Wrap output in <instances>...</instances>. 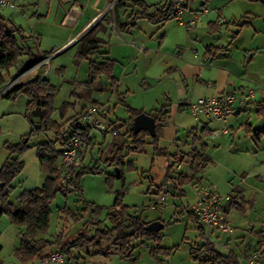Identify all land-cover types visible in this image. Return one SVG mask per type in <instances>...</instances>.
Returning <instances> with one entry per match:
<instances>
[{
    "label": "crops",
    "instance_id": "1",
    "mask_svg": "<svg viewBox=\"0 0 264 264\" xmlns=\"http://www.w3.org/2000/svg\"><path fill=\"white\" fill-rule=\"evenodd\" d=\"M114 1L16 0L14 8L0 10V18L4 19L7 24H14L23 30V35L26 38L21 42L24 48L21 57L25 58V65L29 60V55L39 59L43 58V55L52 57L46 64L38 65L39 63H37L32 66L36 67V72L43 68L44 77H46L47 66L51 64L53 58L70 48H73V53H76L80 38L93 26H98L96 37L102 41V44L90 56L97 61L105 58L115 61L112 76L116 82L114 85L110 84V89H114L117 94V102L119 96L124 99V94H130L125 81L129 74L138 76L136 80L144 86V91L147 87V79H149L148 87L150 89L156 86L157 89L160 88L159 93L157 92L160 95L155 103L146 106L142 101L140 104L131 103L129 106L142 110L146 114L157 115L165 112L166 115L163 117L159 133L161 148H165L171 155L178 152L188 153L193 139L197 148L205 147L208 156L211 148L223 147L229 155L233 156L229 159L241 157L240 164H244V167L239 173L240 183L231 191L229 190L230 192L222 194H230L232 197L238 195L237 201L240 210L231 209L227 215L228 220L233 223L237 229L236 232H241L243 229L249 230L247 234L252 236L249 237V241L257 244L256 233L264 230L253 226L254 224L260 225L257 224L259 215H252V212H256L259 203L264 199V43L257 45L255 39L259 34H264V26L255 27L252 21L248 27L251 34L245 36L239 34L232 42L228 43L227 33L230 31L234 19L226 7H214L209 10V4L204 2L200 7L202 10L198 11V9H191L189 3L185 2L184 18L186 20L191 19L196 12L201 14V19L190 27H186L180 22L176 27L172 24L165 26V23L167 24L173 19L156 26L157 24H153L145 18H139L135 21L134 27L121 30L120 24L125 21L131 8L114 10ZM165 1L159 0L154 5H161ZM220 19L223 20V23H219ZM141 22L145 23L143 24L145 27H148L144 34L140 33L141 31L138 29ZM146 22L152 26H148ZM216 26L218 29L214 31L213 28ZM140 46H143V51L139 50ZM218 46H223L224 49L215 53H210L207 50L209 47ZM95 56H98V59ZM139 57H142V64H140L144 72L142 75L132 73L139 66L137 62ZM80 61L79 67L84 68L86 72L88 61L86 59ZM61 68L62 66H59L56 69L60 70ZM11 70L12 68L9 71L11 72ZM249 91L253 92L252 101L237 103V112L225 122L209 119L204 115L195 117L182 111L177 104L180 98L188 102L222 92H235L240 95ZM90 94L89 98H91ZM126 103H128V98ZM110 111L112 114L109 115V124L117 129L120 139H112V142L107 146L101 147V156L103 153L104 156L110 153L113 143L128 137L125 136L126 129L123 134H120V130L123 128L120 127L121 122L125 120L116 118L115 111L112 109ZM70 115L67 114L65 117ZM93 130L88 136L90 144H87L86 148L80 152L79 162L81 163L78 165L84 164L85 161L88 163L97 162L93 155L97 147L96 141L93 142L91 136ZM190 130L191 132H189ZM100 132L103 134L102 131ZM254 132H258V136H255ZM48 140L53 141V138L49 136ZM158 159L162 160L164 171L161 180L156 185L152 180L155 188H150V193L155 192L156 187L166 178L168 164L172 161V159L168 160L162 156H158ZM204 170L198 175L201 182L205 181ZM172 171L170 174L172 177L180 174H172ZM12 185L14 189L10 194V200L16 206H20L17 197L22 191L38 187L25 185L20 174L13 180ZM208 185L219 192L216 184L209 182ZM187 187L191 191L193 199L189 184L182 187L184 192L182 196H186L185 188ZM177 192L179 193L178 190ZM247 192H250L249 195ZM189 201L187 200L186 203ZM234 212L241 213L245 217L243 226L234 223ZM8 225L18 228L16 233L18 246L19 234L24 227L15 224ZM249 226L253 228H249ZM213 235L220 236L218 233H213ZM244 239L245 242L248 241L245 237H243ZM234 243L233 241L229 243L234 246L229 249L236 251L237 254ZM36 261L34 264H40L39 260ZM77 261L74 263L77 264Z\"/></svg>",
    "mask_w": 264,
    "mask_h": 264
},
{
    "label": "rangeland",
    "instance_id": "2",
    "mask_svg": "<svg viewBox=\"0 0 264 264\" xmlns=\"http://www.w3.org/2000/svg\"><path fill=\"white\" fill-rule=\"evenodd\" d=\"M144 1L149 5L159 2V0ZM185 2L189 3L191 9H198V11L202 10L200 7H202L204 2L209 4V10L214 7H226L227 11L232 13L231 16L234 19L231 23V29L227 33L229 36L227 39L228 43L232 42L239 34L241 36L251 34V30L248 27H250L249 23L252 21L255 27L264 26V4L260 0H185ZM143 24L145 23L141 22L138 26L142 34L147 32L148 28ZM146 24L152 26L148 22ZM170 24L176 27L178 21L176 19L170 20L167 24L165 23V26ZM255 40L257 45L264 43V34H259ZM42 57L38 65L46 64L52 58L50 55H43ZM75 57L76 53H73V48H70L53 58L51 64L47 66L46 77L55 87L53 106L55 111H57L52 113L51 118H55L54 120L58 124L64 123L67 126L68 120L74 119L84 106L93 102H102L115 111L114 115L116 118L127 120L129 112L124 104L117 102V94L114 89H110V77L100 74L90 86L86 85L85 82L89 80L88 70L85 72L84 68L81 69L79 67L81 61H75ZM95 57L98 59V56ZM138 59L139 66L132 73L142 75L144 73L140 66L142 57ZM25 61L24 57H20L11 72L8 71L6 73L5 86L0 90V166L9 157L10 148L8 146L26 142L28 147L20 155V160L24 164L20 175L25 185L40 186L44 180V173L40 170L37 160L38 145L50 141L48 140L50 136L53 138L52 142L55 141V146L58 147V136L53 131L30 134L32 125L25 116L28 98L24 93H18L14 98L1 97L2 93L12 84L32 78L38 73L35 70L36 67L25 69ZM59 66H62V68L60 70L56 69ZM137 77L129 74L127 79H125L130 91V94H124L125 103L127 98V105L131 103L140 104L142 101L146 106L155 103L160 95L158 94L160 88L157 89L158 87L154 86L155 88L150 89L148 87L149 79H147V87L144 91V86L140 85V82L136 80ZM89 94L91 98H89ZM72 100L74 105L66 112V115H71L64 118L59 117L58 110L62 104ZM34 124H38L37 119H34ZM122 129L120 134H123L126 128L123 127ZM91 134L93 142L96 141L97 144L93 153L97 162L88 163L85 161L80 167L98 166L102 171L85 172L80 175L81 196L70 194L66 197L59 193L51 201V215L45 237L52 240L61 231H64L65 237L73 236L76 235L83 225H88V228L92 229L97 222L101 223L103 227L110 226L107 214L113 211V204L117 194H121L120 205L125 207L127 213L133 214L142 211V219L144 221L149 223L160 220L164 227L158 232H153L134 240L132 243L134 250L130 258H123L116 253L104 257L87 254L82 251H74L71 257L73 262L78 260L77 264H211L208 257L209 251L205 248L207 239L201 236L198 228L199 223L188 217V213L184 211L185 205L193 200L188 187L185 188L186 196H182L174 188L171 178L166 177L156 187L155 192L150 193L149 191L150 188H155L152 180L153 182L155 181L154 184L156 185L161 180L164 171L161 164L162 160L158 159V157L154 158L152 137L147 134L143 135V145L138 150L125 148L124 156L122 157L123 165H119L116 162H106V158L110 153L105 156L103 153L101 156L100 148L107 146L112 142V139H120V135L112 136L110 133H106L104 136L97 130H93ZM125 136L127 135L125 134ZM125 139H128V137ZM98 145L100 146L99 148ZM209 156L211 160L204 170L205 181L201 182V179L197 176L188 183L189 186L192 187L195 182L206 185L211 182L214 185L216 184L221 194L231 191L233 187L240 183L239 173L244 167V164H240L241 157L229 159V157L233 158V156L229 155L228 151L226 152L223 147L211 148ZM98 160L100 161L98 162ZM172 170V174H185L187 166L184 164L178 168L177 165H174ZM119 175L121 176L119 177ZM167 180L171 181V191L168 195L167 204L162 208L151 209L152 199ZM249 193L247 192V195ZM187 200L190 201L186 203ZM116 209L118 208L116 207ZM255 214L259 215L257 224L260 226L255 224L253 226L264 229V199L259 203L256 212H252V215ZM244 218L241 213L234 212L233 221L236 225L243 226ZM8 224L14 223L10 221L6 214L1 215L0 259L5 264H23L14 254V250L18 247L16 240L18 228ZM228 224L231 227V231L221 233L219 237L204 231L206 237L215 244L217 249L224 253H227L230 250L229 248L234 247L229 243L231 241L235 242V250H237L241 263L250 264L249 259L252 253L258 250L257 244L249 241V237H252L247 234L249 230L243 229L241 232H236L237 229L230 220H228ZM251 227L249 226V228ZM243 237L248 239V241L245 242ZM117 243L116 237L113 236L110 240H103L101 245L104 249L109 248L112 251H116ZM53 249L55 247L51 251ZM26 264H34V261ZM254 264H264V261L258 259Z\"/></svg>",
    "mask_w": 264,
    "mask_h": 264
},
{
    "label": "trees",
    "instance_id": "3",
    "mask_svg": "<svg viewBox=\"0 0 264 264\" xmlns=\"http://www.w3.org/2000/svg\"><path fill=\"white\" fill-rule=\"evenodd\" d=\"M260 1L264 4V0ZM172 5V0H166L161 5H149L144 0H115L113 9L131 8L125 21L120 24V29L123 30L134 27L135 21L139 18H145L153 24H161L168 21L171 19L170 15L173 12ZM151 9H153L152 12H150ZM97 29L98 26H93L80 38L75 61L84 59L88 61L89 80L85 82L86 85L90 86L100 74L110 77L111 85H114L116 80L112 76V71L115 61L111 58L97 61L90 56L102 44V41L96 37ZM217 29V26L213 28L214 31ZM25 38L23 30L20 27L14 24H7L4 19L0 18V90L5 86L6 73L14 67L23 54L24 48L21 42ZM221 49H224V47H209L207 50L210 53H215ZM40 60L42 58L39 59L29 55L25 69L36 65ZM43 75L44 69L41 68L34 77L12 84L1 95L4 98H14L18 93H24L28 98L25 116L32 125L30 134L53 131L59 139L58 147L55 146V141H48L38 145L37 160L40 170L44 173V180L40 186L22 191L17 197V202L20 206H16L10 200V194L14 189L12 185L13 180L23 169L24 164L20 160V155L28 147L27 143L19 142L8 146L10 148L9 157L0 166V216L6 214L12 223L24 227L20 231L19 245L14 250V254L23 264L36 260L40 261L53 247L59 248L69 258L72 257L74 251H82L87 254L104 257L116 253L123 258H130L134 250L133 241L153 232L144 229L148 222L142 219V211L129 214L125 207L120 205L121 194H117L113 204L114 209L107 214L110 226L103 227L101 223L97 222L92 229H89L88 225H83L76 235L73 236L65 237L64 231H61L53 240L45 237L49 227L51 201L59 193L66 197L70 194L81 196V188L79 186L80 175L85 172H100L102 170L98 166L80 167V165L76 164L68 173L67 184L63 185L60 182L61 172L58 168L61 153L60 140L80 130L85 137L86 143L90 144L88 136L91 129L84 128L77 122V116L80 112L74 119H67V126L64 123L58 124L51 118L52 113L55 111L53 106L55 87ZM118 102L124 104L129 112L128 119L122 121L120 125V127L126 128L125 134L128 136V139H121L112 144L110 155L106 158V162H116L119 165H123L122 157L124 156L125 148L128 150H138L143 145V135L149 134L145 130L134 133L131 129L134 117L143 111L127 105L122 96H119ZM73 105V102H64L58 110L59 117L64 118L67 110L72 108ZM149 114L155 119L156 135L152 137L154 158L162 156L168 160L172 159L168 164L166 177L171 178L174 188L179 191L180 195H183L182 187L195 179L206 168L211 158L207 155L204 146L197 148L194 145L193 139L188 153L178 152L175 155L169 154L165 148L159 146L160 127L166 114L165 112L157 115ZM34 119H37L38 124H34ZM102 132L105 136L106 131ZM254 135L258 136V132H254ZM187 159L188 174L180 173L176 177L170 176L174 165L184 163ZM237 197L238 195L235 197L230 196L229 200L225 203L222 209L225 215H228L231 209L240 210ZM187 216L198 223L196 218L190 214H187ZM198 228L201 236L207 239L205 248L209 251L208 257L211 264H242L233 250H229L227 253L221 252L206 237L204 230L199 224ZM256 234L258 236V250H262L264 249V230L258 231ZM113 236L116 237L118 242L117 250L104 249L101 242L103 240H110ZM0 264L5 263L0 259Z\"/></svg>",
    "mask_w": 264,
    "mask_h": 264
},
{
    "label": "built area",
    "instance_id": "4",
    "mask_svg": "<svg viewBox=\"0 0 264 264\" xmlns=\"http://www.w3.org/2000/svg\"><path fill=\"white\" fill-rule=\"evenodd\" d=\"M172 1L173 12L170 15L171 19H176L186 27L192 26L201 19V14L196 12L191 19L186 20L184 18L185 0ZM15 5L16 0H0V10L12 9ZM219 23H223V20L220 19ZM139 50L143 51V46H140ZM252 98V91L241 93L240 95L235 92H222L188 102L180 98L177 104L182 111L188 112L195 117L204 115L209 119L225 122L237 112V103H248L252 101ZM109 115L110 107L108 105L91 103L84 106L80 111L77 116V122L84 128L106 131L114 136L117 134V129L109 124ZM86 146L85 137L80 130L60 140L61 153L58 168L61 172L60 182L63 185L67 184L68 173L74 165L79 163L80 151L86 148ZM184 164L187 166V172L185 173L187 175L188 159L184 163H177L175 165L179 168ZM191 189L193 200L185 205L184 211L196 218L204 231L209 234H221L231 231V227L228 224V216L222 210L230 195L220 194L210 186L200 182L192 184ZM170 191L171 181L167 180L152 199L150 208H162L166 205ZM258 259L264 261V249L253 252L249 263L254 264ZM40 264H74V262L63 254L59 248H55L40 260Z\"/></svg>",
    "mask_w": 264,
    "mask_h": 264
},
{
    "label": "water",
    "instance_id": "5",
    "mask_svg": "<svg viewBox=\"0 0 264 264\" xmlns=\"http://www.w3.org/2000/svg\"><path fill=\"white\" fill-rule=\"evenodd\" d=\"M131 129L134 133L145 130L151 137H153L156 135L155 119L153 116L142 112L134 117ZM163 227L164 225L160 220H155L146 224L144 229L149 232H158Z\"/></svg>",
    "mask_w": 264,
    "mask_h": 264
}]
</instances>
